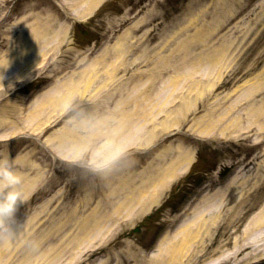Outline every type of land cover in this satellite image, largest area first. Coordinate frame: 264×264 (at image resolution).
Masks as SVG:
<instances>
[{
	"label": "rangeland",
	"instance_id": "1",
	"mask_svg": "<svg viewBox=\"0 0 264 264\" xmlns=\"http://www.w3.org/2000/svg\"><path fill=\"white\" fill-rule=\"evenodd\" d=\"M34 3L39 2L38 0H0V25L7 24L0 33V62H5L13 50L21 46L20 35H17L19 29L32 23L36 13L46 12L44 8ZM213 3V0H108L102 4L99 11L94 13L95 15L93 14L94 19L91 22L80 24L71 20L68 23L71 29L69 36L63 41L61 38L58 39L59 42L53 46L54 50L50 51L44 61L41 62L39 59L38 62L41 63L33 67L29 75H24L28 67L19 77H15L17 71L12 69L2 73L4 87H0V111L10 112L12 124L9 127L17 123L15 127L18 128L13 129L14 132L19 130L16 134L31 135L29 139L20 137L10 144H0V158H13L16 170L23 177L20 191L24 202L18 205L16 218L19 223L15 224L14 228L21 243L28 238L38 239L43 244L41 255H45L46 251H52L51 257L54 260L46 264H101V261L105 260H107L105 264H153L155 260H160V256L158 253L150 254L149 251L157 245V240L162 235H159L161 228L166 227L167 232L174 233L172 229L179 223L177 217L181 216L174 214L172 209L179 204L181 197H191L192 192L201 187L208 186V189H211L219 185L220 173L229 166H236V163L247 165L238 175L237 186L242 181H247L248 187L251 184L256 186V183H264V173H259L257 177L255 175L263 149L255 159L252 150L248 148L250 139L247 138V133H254L255 130L245 134V131L241 134L232 133V137L224 134L218 142H208V144L198 139L201 135L198 128L202 127L198 126L199 120L203 119L206 124L210 121L208 119L217 117L221 112L227 113L226 109L233 100L228 98V94L237 87L247 86L249 81L254 80L264 71V0H234L231 6H221L226 10L218 21H221L220 24L223 22L225 26L220 28L216 39L232 40L230 43L235 42V44L227 61L219 66L220 72L215 74L211 72L213 76L209 80L211 82L207 89L201 87L202 84L208 83L204 78L205 73L211 68L204 65L198 70H192L189 64L200 58L202 53L219 47L220 41L208 47L204 44H194L189 49V53L181 49V43L188 36L193 35L197 27L211 23L210 10ZM16 7L18 9L15 12L13 10ZM232 11H237L238 15L232 17V21H225ZM8 15V21H4ZM143 17L146 20L139 25L137 36L151 33L157 34L156 39L149 43L150 45L144 44V47L134 51L131 56L132 64L119 70L116 78L106 77L93 85L87 93L73 94L81 100V106L87 111H99L115 117L114 128L129 126L135 130L132 134L126 132L119 135V147L124 155L115 167L104 173H91L88 167L78 161L76 153L69 149L68 143L61 145L58 138H55L60 133L66 132L62 106H51L39 112V122H32L30 114L36 109H42L39 105L40 99L35 98V94L37 88L46 82L64 83L71 77L78 79L79 75L73 74L82 72L95 56L100 55L94 45L104 42L114 46L118 38L122 37L134 22ZM216 25L218 24L215 23ZM170 35H174V38L166 45L165 49H168L164 53L169 54L170 48L179 49L175 58L182 73L179 83L173 86L170 78L174 75L165 74L157 82L156 88L149 93V97H142V104L146 108L144 113L128 119L118 113L115 115L114 110L116 112L117 109H121L123 102L128 101L132 104L130 100L139 96V93L148 86L143 83L134 84L131 80L137 70L146 67V60L134 63L135 59L142 55L143 49L148 51V55L160 51L164 47V39ZM106 56H108L106 60L112 62L113 58L109 54ZM189 74L195 75L194 80L185 79ZM23 76L25 77L20 79ZM198 81H202L200 87ZM103 82H108L106 87L101 85ZM57 91L58 89L54 93ZM162 91L166 93L162 94ZM172 91L176 93L172 94ZM59 92L65 93V90ZM177 94H180L176 99L177 106H185L182 103L189 99L194 102L193 106L187 109L182 107L180 115H176L169 106L166 112L159 111L157 106L162 98ZM182 97H185L184 101ZM226 98L228 100L225 101ZM245 124L246 122H243L237 130L244 129ZM4 126L6 128V124ZM152 132L156 133L155 138H152ZM106 138L107 136L96 138L91 144V151L95 153L97 146L102 145ZM94 143L96 148L93 146ZM180 143L182 149L193 152L190 165L192 167L188 172L173 179L156 203L144 209L141 214L127 215L117 224L107 222V226L102 229L88 231L87 236L82 233L81 221L97 206L99 207L102 200L101 196L91 197L94 188H97L101 182L121 178L140 186L144 179L156 174L160 168L167 165L170 158L179 155ZM166 148H169L167 156L159 157L167 153ZM257 151L258 149L253 153ZM62 158L71 163L66 164ZM262 171L263 169L260 170ZM93 176L101 178H92ZM188 178L189 183L186 181ZM201 179L207 182L201 187H196L195 184ZM262 185L257 184L255 192L250 196L251 209L244 215L242 226L252 218V215L260 211L264 203ZM113 188H117V185ZM127 195L123 191L119 197L118 195L113 197L112 202L104 200L101 204L102 212L109 213L118 204L117 201ZM232 196L237 198L236 195ZM240 201L229 198L223 208L222 220L213 228L212 236L203 239L199 251L187 258L186 264H207L214 258L219 256L224 258L232 252L233 244H230L227 247L229 250H225L223 254L218 252L213 258L212 244L215 243L214 248H216L221 240L229 237V234L223 235V233L228 229V217H232L236 212V208L231 206ZM138 225L141 231L135 230ZM96 234L99 238L105 237V239L98 243ZM18 245L21 244L18 243L14 248L9 249V253L1 259L0 264H29L27 260L30 258L23 247L20 252L16 249ZM130 248L136 253L137 261L132 258V254L126 253ZM15 249L17 253L8 256ZM246 253L247 251L239 256L224 259L218 264L254 262L255 259L250 258L251 256L249 259L245 258ZM56 256L60 258H55ZM32 264L41 263L36 259Z\"/></svg>",
	"mask_w": 264,
	"mask_h": 264
},
{
	"label": "bare ground",
	"instance_id": "2",
	"mask_svg": "<svg viewBox=\"0 0 264 264\" xmlns=\"http://www.w3.org/2000/svg\"><path fill=\"white\" fill-rule=\"evenodd\" d=\"M42 1L44 2L45 0ZM103 1L104 0H60V2H58V8L63 11L62 13L56 8H54V11V9L51 7H47V12L43 14L36 13L33 23L29 26H26L28 32L22 31L20 33L19 41L21 48L18 49L20 51L18 52L16 49L13 50V53L6 59L5 62H0V73H6L7 69H10V71L12 69L13 71H17L15 77H19L22 76L27 70V72L24 74L26 76V74L29 73L28 71H30L37 64L44 61L45 57L50 53V51L54 50L53 44L59 42L57 38H61L63 41L68 35V29L66 28L68 21L67 19H63L64 16L67 15V11L71 12L74 18L83 20L93 13L97 6ZM216 1L222 3L231 2V0ZM49 4L52 6L50 2ZM217 8L218 7L212 9L213 20L211 24L202 25V27L197 28L193 35L188 36L183 40L181 43L182 50L188 52L189 49L196 43L203 45L211 42L210 40L216 35V30L218 29V27H214L215 23H217L219 26L222 25L220 24L221 21H218L221 13L220 10H217ZM235 14L236 12L234 15ZM134 34L135 28L133 27L124 34L122 42H117L114 44V50L112 51V57L114 60H112V62L106 60V57L108 59V56L106 55L109 54V51L106 50L101 55L96 56L95 60L86 66L82 72H76L73 74H78V79L71 77L58 87L59 90L57 93H54V88H51L50 91H48L46 94H43L41 96L43 101H41L39 104L42 109H36L30 114L33 122H39V119H37L39 112L48 109L51 106H62L67 96L76 94L77 92L85 94L89 89L92 88L93 85L106 77L112 79L116 78V73H118L119 70L130 66L129 63L132 62L129 60V58L132 56L134 51L143 47L144 44L150 45L149 43H152L157 37V34H148L143 36L141 39L135 38L134 41H131V38ZM173 37L174 35H170L168 38L164 39V47L160 51H157V53H154V55H148V51L143 49L141 52L142 55L135 59L134 63L138 62L139 60L142 62L146 60L145 64H147L148 68L145 69V71H143V69L138 70L132 79H135L137 75H140L142 77L139 80L144 82L146 78V82L143 84H148V86L139 93V96L133 97V106H130L128 102H123V107L121 109H117L116 112L114 111V114L118 113L127 119L139 114L144 108L142 107L143 104H141V97H149V93L154 90L157 85V81H159L168 71L174 75L170 78V83H172L173 86H176L179 83L178 81L182 77V73L179 71L178 63L175 61L177 51L179 49L174 47L169 51V54L164 53L166 45L169 44ZM234 44L235 42L232 44L225 43L222 46L214 48L212 51H207L206 54H202L200 58L194 61V63H190L189 67L192 70H198L199 68L204 67V65H208L211 70L205 73V78L207 80H211L213 75L211 72H220L218 68L225 61H227L228 56L231 54V48L234 46ZM39 59H41V62H38ZM186 61L189 62L188 60ZM26 67L28 68L25 70ZM13 71L12 74H14ZM199 74H201V72H199ZM194 78L195 75L189 74L185 79L194 80ZM210 82L202 84V81H198V86L200 87L202 84L201 87H206L207 89V87L210 85ZM107 84L108 82H103L101 85L106 87ZM63 89L65 90V93H60L59 91ZM262 92H264V71L258 74L254 80L249 81L244 89L235 90L234 92L228 94V97H233L234 103L227 107V113L221 112L219 115H217V117L208 119L210 121H207L206 124H204L203 119L199 120L198 126H202L198 128L200 133L206 135L205 138L207 139H218L219 136L222 135V132L219 131L220 129L223 130V134H225L227 137L232 136V133L239 132L241 134V132L244 130L250 131V129H256V139L255 141L253 140V142L255 144L261 141L263 142L264 97L261 98L260 96L263 94ZM163 93H166V91H162V94ZM171 93L175 94L176 92L172 91ZM257 96H259V99ZM179 97L180 94L162 98L160 100L159 106H157L159 111L164 113L169 106L170 109L176 112V115H180L182 114V107H186L187 109L193 106L194 102L190 99L182 103L185 106H177L178 103L176 102V99ZM182 99L184 101L185 97H182ZM133 108H135V111H133ZM145 111L146 110L142 111L141 114ZM5 117V115H0V138L9 137V135H13L17 132L16 131L9 134L4 133L6 128L3 127V122L7 120ZM9 117L11 116H8L9 125H11L12 122L10 121ZM245 120L248 121L245 128L237 130V127H239ZM165 129L167 130L168 128ZM134 131L135 130L129 126H122L118 128L119 135H122L126 132H128V134H132ZM100 135H98L96 138H99ZM156 136V133L152 132V138H155ZM55 138L60 139L61 145L68 142L66 132L60 133ZM191 159L192 157L189 153L188 155H181L179 159L172 161V163H170L165 168H160L156 174L144 179L145 181L143 180L140 186L133 184L132 182L128 183L126 181L120 183L119 181H116V185L119 187L115 190H112L111 187L115 186L113 180L110 183H101L99 188H96L92 192L91 196L94 198L95 196L101 195L102 200L99 203V207L97 206V208L94 209L88 217L83 218L81 221L82 233L87 236L90 230L94 232V229H102L103 227L107 226V222L111 224H117L127 215L132 213L138 215L147 207L152 206V204L159 200L161 195L164 193L163 191H165L170 186L171 181L178 178L180 174L186 172L192 161ZM262 163H264V160L261 161L259 167ZM237 177V175L231 177L228 183H226V185L223 187H220L219 190L201 196L200 201L185 217L183 224L177 230L176 234L173 236L168 235L167 237L166 235L163 237L158 248V251L160 252V260H155L153 264H186L183 260L187 257H190V255L193 256L194 253L197 252L194 251L193 253L191 249L193 247L198 249L201 241H203V238L208 235L211 236L213 228L219 224L220 220H222L221 217L223 215V211L219 214L211 211L212 206L218 200H223L224 205L227 204L229 198L241 200L238 204L236 203L234 206H231L236 208V214L232 215V217H228L229 222L227 223L228 228H232V231L231 229H227L231 233L229 234L230 237L233 238L234 232L238 233L241 231L242 217L246 214V212L242 213V211L244 207H249L251 209L252 203L249 204L248 200L241 199L243 195L248 194L250 189L246 187L243 188L245 186L243 182L240 184V187L243 189H237ZM124 189H127L126 193L129 195L125 197V199H122L117 205H115L109 213L104 214L101 209L102 202L104 200H111L113 196H120ZM106 191L108 192L105 193ZM232 195H236L237 198H233ZM243 228L244 229L242 232H240L233 241L234 244L232 254L239 255L250 249L251 251L246 254L247 258L251 256L250 258L254 259L264 256V205L262 206L259 214L252 216L251 220L247 222ZM229 243L230 239L221 242L216 251H220L219 248H223ZM41 245L43 244L41 243ZM21 247L22 244L18 245L16 249L20 252ZM16 249L8 256L15 254ZM9 251L10 250L7 248L0 249V261H2L1 259L3 257H6ZM61 251H59L58 254H60ZM51 255L52 251H46L45 255H41L39 258H37V260L41 264H46V262L54 260ZM55 258L59 259L60 257L56 256ZM220 260L222 259H214L212 263L209 264H214V262ZM32 262V259L27 260V263L29 264H32Z\"/></svg>",
	"mask_w": 264,
	"mask_h": 264
},
{
	"label": "clouds",
	"instance_id": "3",
	"mask_svg": "<svg viewBox=\"0 0 264 264\" xmlns=\"http://www.w3.org/2000/svg\"><path fill=\"white\" fill-rule=\"evenodd\" d=\"M3 79L0 73V87H4ZM62 107L68 147L76 153L78 161L93 172L104 173L110 170L123 155L119 147V132L113 127L115 117L99 111H87L81 106V100L74 95L67 96ZM100 134L108 138L93 153L91 143ZM22 180L21 173L16 170L15 160L11 157L0 158V249H11L20 243L28 257L35 260L41 255V242L28 238L21 243L14 228L19 223L16 218L18 205L24 202L20 191ZM223 208L224 201L218 200L211 211L219 214Z\"/></svg>",
	"mask_w": 264,
	"mask_h": 264
}]
</instances>
